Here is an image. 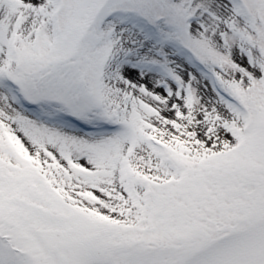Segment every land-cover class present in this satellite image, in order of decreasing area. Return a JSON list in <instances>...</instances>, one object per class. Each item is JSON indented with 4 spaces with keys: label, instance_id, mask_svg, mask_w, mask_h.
Wrapping results in <instances>:
<instances>
[{
    "label": "snow or ice",
    "instance_id": "snow-or-ice-1",
    "mask_svg": "<svg viewBox=\"0 0 264 264\" xmlns=\"http://www.w3.org/2000/svg\"><path fill=\"white\" fill-rule=\"evenodd\" d=\"M0 264H264V0H0Z\"/></svg>",
    "mask_w": 264,
    "mask_h": 264
}]
</instances>
